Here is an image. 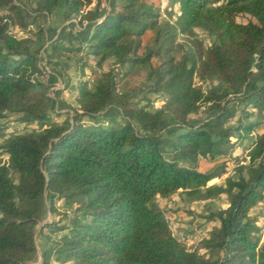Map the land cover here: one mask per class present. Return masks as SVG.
<instances>
[{"label": "trees", "instance_id": "trees-1", "mask_svg": "<svg viewBox=\"0 0 264 264\" xmlns=\"http://www.w3.org/2000/svg\"><path fill=\"white\" fill-rule=\"evenodd\" d=\"M113 1L107 9L91 7L94 0H37L38 13L62 10L65 19L92 25L86 56L101 69L115 63L92 83L84 78L72 112L63 115L52 111L24 7L0 0V119L16 113L21 123L43 125L0 142V156L8 155L0 161V264L37 256L36 226L59 214L60 202L77 204V212L44 223L56 239L50 237L42 264H264V216L251 214L264 201V121L250 120L264 113V0ZM242 15L253 20L239 21ZM196 28L213 43L206 45ZM148 33L152 46L144 41ZM180 35L191 53L178 60ZM127 65L146 69L137 93L120 87ZM196 77L226 87L205 91ZM159 91L167 100L152 111L143 101ZM239 103L252 112L229 124ZM109 105L118 114L105 115ZM201 108L206 116L193 120ZM168 127L175 129L171 137L164 135ZM235 137L252 139L248 161L238 178L208 185L229 162L207 172L199 162L229 153ZM180 190L193 200L225 194L230 201L210 214L219 226L195 249L173 233L156 202ZM203 249L221 254L207 257Z\"/></svg>", "mask_w": 264, "mask_h": 264}, {"label": "rangeland", "instance_id": "rangeland-1", "mask_svg": "<svg viewBox=\"0 0 264 264\" xmlns=\"http://www.w3.org/2000/svg\"><path fill=\"white\" fill-rule=\"evenodd\" d=\"M156 1H162L163 6L166 4V0ZM16 2L24 7L27 20L30 22V24L33 23V27H31L30 30L34 33V39L37 40L33 44V47L35 48H42L43 40L46 41V34L49 35L48 38L51 39L55 31L58 32V34L63 31L67 32L73 29L76 24H79L78 18L76 17H72L74 20L67 22L68 19L65 20L61 10H58L57 15L55 14L54 17H48L46 13H38L35 6V0H16ZM98 3H100L101 8L107 9H110L114 5L113 0H94V3L91 5V7H95ZM167 19L168 16L163 13L161 20L165 21ZM249 20H253L250 15H242L239 17V21L242 22H247ZM16 31L18 33L21 32L19 28H17ZM196 32L206 45L213 43L214 37L210 36L205 30L196 28ZM41 36L42 38H40ZM57 40L58 37H54L50 44L58 45L62 42ZM144 41L147 46L154 45L152 33L145 35ZM143 50L144 49H142L140 52ZM190 53L191 49L188 45L186 37L180 35L175 45L174 55L178 60H180L185 54ZM39 64L42 66L44 72H49L51 74L49 78V93L52 98H55V101L52 104V111L54 113H62L63 115H68L72 112L71 108L76 103L75 96L76 92L78 91V85L84 78H89L90 82L92 83L93 79H95V77L99 75L102 70L115 67L114 60L109 59L105 62L104 68L101 69L96 65V59L89 58L85 53L74 58H71L66 54H57L55 61H42L39 62ZM123 74H126V76H123ZM145 81L146 69L143 66L135 68L127 65L124 68V73H122L120 87L124 91H133L134 93H137V88L142 82ZM74 82L76 84H74ZM196 82L205 91L212 89L223 91L226 87V85L217 78H211L203 81L196 77ZM147 96L149 99L143 101V103L148 104L149 109L152 111L161 109L167 100V94L164 91L149 93ZM248 112H252L250 105L239 103L235 111V116L229 121V124L235 123L239 117H243ZM104 113L105 115H116L118 114V110L113 105H109L104 110ZM205 116V109L201 108L198 113L193 115V120L199 121ZM252 117L253 118H250V120L259 119L264 121V113L263 115L255 114ZM17 118L18 114L10 113L7 119H0V142H2L5 137L14 132H28L32 130L40 131L43 129L41 122L37 121L29 124L28 126L24 123H21ZM174 132L175 129L168 127L164 131V135L171 137L173 136ZM254 134L255 133H253V135ZM251 141V138L241 141L239 140V137H235L234 148H232L226 155H221L213 161L201 159L197 169L203 172L214 170L223 161L229 162L228 171L221 177H217L209 181L208 185L225 184L226 178L228 176H234V178H238V168L248 161ZM0 161L7 162L8 155L4 154L0 156ZM13 178L15 182L18 181L16 174H13ZM156 202L165 211L173 233L190 249L200 247V242L204 238L210 236L211 232L219 226V220L217 218H211L210 214L220 209H226L230 205L229 198L225 194L221 195L220 197L208 200H193L191 196L187 195L186 192L181 190L168 197L157 196ZM76 207L77 204L60 202L58 203V208L60 211L59 214L51 215V213H49L48 218L45 221L54 218L55 220H59L62 218L64 219V222H66L77 212ZM262 208L259 207V209L257 208L251 213L253 215L258 214L259 210H262ZM43 223L44 222H41L36 226L37 235L40 234V228ZM200 251L207 257L211 258L219 257L221 254L219 251L214 253L204 249Z\"/></svg>", "mask_w": 264, "mask_h": 264}, {"label": "crops", "instance_id": "crops-1", "mask_svg": "<svg viewBox=\"0 0 264 264\" xmlns=\"http://www.w3.org/2000/svg\"><path fill=\"white\" fill-rule=\"evenodd\" d=\"M36 4H37V0H35V6H36ZM62 13H63V11H62ZM55 14L57 15V11L51 15H49V14H47V15H48V17H50V16L54 17ZM72 20H74V19L70 18L67 20V22H70ZM31 27H33V23L30 24L29 29H31ZM91 29H92V25H87V23H85L84 26H80L79 24H76V26L73 29H71L70 31H67V32L63 31L60 34H58V32L55 31V33L53 34L51 39H49L48 38L49 35L46 34V41L43 40L42 48H40V49L35 48V47H32V48L35 52L38 53V55L40 57L39 62L55 61V57L57 56V54L58 55L66 54L69 57L74 58L76 56H80V55H83L85 53L84 47H85L87 39L89 38ZM54 37H58L57 41H62V42L59 43L58 45L57 44H54V45L50 44V42L54 39ZM55 40H56V38H55ZM42 53H43V57H42ZM50 76H51V74L49 72H47L45 75V78H44L45 81L48 83H50V81H49ZM74 84H76V83L74 82ZM54 101H55V98H52V104ZM259 207H261V208L263 207V208H262V210H259L258 214L261 216L262 215L264 216V201L260 202L257 206H255L251 212H253V210H255L257 208L259 209ZM43 222L45 223L46 221L44 220ZM44 223H43V225H44ZM261 224L262 225L264 224V220L262 221ZM43 225H41L40 234L37 235V233H36V243L38 246L37 256L34 259L27 261L25 264H42V261H43L42 252L47 246H49L51 244V241H49L50 237L53 240L56 239V235L52 234L48 227H46L44 230H42ZM263 229H264V225H263ZM263 236H264V233H263ZM52 264H57V261L55 259H53Z\"/></svg>", "mask_w": 264, "mask_h": 264}]
</instances>
